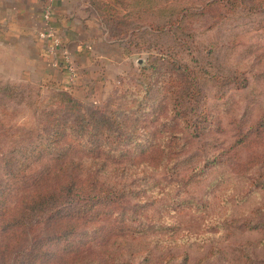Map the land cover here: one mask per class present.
Segmentation results:
<instances>
[{
	"label": "rangeland",
	"instance_id": "1",
	"mask_svg": "<svg viewBox=\"0 0 264 264\" xmlns=\"http://www.w3.org/2000/svg\"><path fill=\"white\" fill-rule=\"evenodd\" d=\"M73 1L77 17L127 58L106 66V87L74 97L110 104L120 118L131 112L133 136L100 175L132 187L121 209L130 219L107 216L89 256L264 264V0ZM71 90L0 67V175L9 156L16 168L30 153L29 132Z\"/></svg>",
	"mask_w": 264,
	"mask_h": 264
},
{
	"label": "trees",
	"instance_id": "2",
	"mask_svg": "<svg viewBox=\"0 0 264 264\" xmlns=\"http://www.w3.org/2000/svg\"><path fill=\"white\" fill-rule=\"evenodd\" d=\"M173 17L168 19L182 20ZM71 91L61 94L59 104L29 132L30 153L20 156L16 168L9 156L0 175L2 262L100 264L89 255L92 242L103 233L102 221L110 214L122 216V225L130 219V212L121 209L132 187L106 182L100 175L102 168L117 162L112 154L118 146L133 138L131 112L120 118L110 104L86 107ZM122 156L127 164L130 156Z\"/></svg>",
	"mask_w": 264,
	"mask_h": 264
},
{
	"label": "crops",
	"instance_id": "3",
	"mask_svg": "<svg viewBox=\"0 0 264 264\" xmlns=\"http://www.w3.org/2000/svg\"><path fill=\"white\" fill-rule=\"evenodd\" d=\"M73 0H0V67L29 70L44 82L73 89L87 98L102 89L112 75L107 65L116 68L127 60L112 40L97 34L92 22L85 25L74 10ZM51 6L52 24L59 46L43 35L44 10ZM73 64L75 77L65 64V55ZM12 74V73H10ZM16 74V73H15ZM19 75H25L20 72Z\"/></svg>",
	"mask_w": 264,
	"mask_h": 264
},
{
	"label": "built area",
	"instance_id": "4",
	"mask_svg": "<svg viewBox=\"0 0 264 264\" xmlns=\"http://www.w3.org/2000/svg\"><path fill=\"white\" fill-rule=\"evenodd\" d=\"M52 11H51V6H47L44 10V15H43V21L46 25V31L43 35L48 36L49 38L52 39V43H53V48L54 47H58L60 42L59 39L57 38L56 34H55V29L53 27L52 21ZM67 52H64L65 55V64L67 66V68L69 69V71L71 72L72 76L75 77V72H74V66L73 64L67 59Z\"/></svg>",
	"mask_w": 264,
	"mask_h": 264
}]
</instances>
